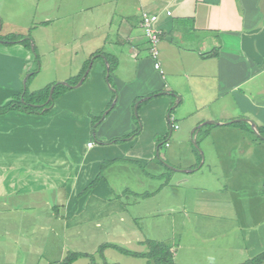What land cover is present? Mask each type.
Returning <instances> with one entry per match:
<instances>
[{"label": "crops", "instance_id": "crops-1", "mask_svg": "<svg viewBox=\"0 0 264 264\" xmlns=\"http://www.w3.org/2000/svg\"><path fill=\"white\" fill-rule=\"evenodd\" d=\"M38 2L40 54L47 44L61 47L70 26L81 61L49 112L0 113V264H60L68 251L84 252L72 246L92 240L102 221L119 232L127 204L108 181L83 192L104 160L175 166L188 173L171 190L177 207L193 210L185 196L196 191L201 207L215 209L214 218L194 220L201 231L213 225L198 235L206 249L178 257L171 247L178 264H241L264 251V219L254 221L264 210V0ZM142 11L157 15L162 72ZM32 50L20 38L0 39V106L34 85ZM203 155L221 168L197 176L193 190L186 177ZM226 204L251 225L223 217Z\"/></svg>", "mask_w": 264, "mask_h": 264}, {"label": "rangeland", "instance_id": "rangeland-1", "mask_svg": "<svg viewBox=\"0 0 264 264\" xmlns=\"http://www.w3.org/2000/svg\"><path fill=\"white\" fill-rule=\"evenodd\" d=\"M38 4V0H0V39L5 38V40H11L12 37L17 38L18 36L28 38L30 41V48L31 45H33L32 53L37 55L39 59L38 67L34 68V73L32 74L31 72L32 75L30 74L31 79L35 78L33 81L34 85H28V91L41 89L51 83V86L58 84L69 85L68 82L72 81L71 76L74 75L76 68L75 63L77 64L81 61V56L75 53L76 43L71 39L70 26L68 29L64 26L62 32L59 34L58 41L61 43V47L47 44L45 45L47 51H45V57L40 54V43H38V39L40 36L44 37V34L41 35L38 33L39 24L43 19L42 16L38 14ZM61 54H64V56H61ZM74 55L77 56L74 57ZM59 57H61V65L56 62V58ZM92 61L93 59L91 57L89 63H87L85 74L88 69L91 68L90 64ZM83 76H81L79 80ZM61 81L63 83H61ZM62 92L63 90H61L60 94ZM49 110L50 108H48L47 111L49 112ZM94 123L95 121L93 120L92 126H94ZM120 141H122V139H120ZM90 142L95 143L93 140ZM191 142L200 152L201 150L197 141V145L194 144L195 139H191ZM163 152L164 148L162 147L160 153L162 154ZM203 161L204 155L197 165L198 168L195 167L197 169L189 173L193 175H191V177H186L188 179L186 183L193 185L191 186L194 187L193 190L196 189V185L198 184L196 180L197 176L203 174L205 178L210 179L211 176L209 172L216 173L221 168L219 163L210 165L208 160H206L205 163H203ZM144 163L145 162H138L136 160H132V162L124 160L115 162L112 160H104L103 163L101 162L100 172L98 173L102 174L103 178L106 179L113 188L112 191L118 194L119 198L127 204V213L122 221L117 224V229L120 233L118 231H113L111 229L113 226L109 225L108 222L102 221V226L98 231L93 233L92 240L76 241L72 247L82 249V251H84L83 253L90 254V257H79L76 264H89L90 260H92L94 264H103L104 261L117 264H155L151 260L125 255L115 249L103 250L101 254L98 252V247L105 242H113L112 244H116L128 250L144 252L147 250L146 240H158L173 247L178 257L181 256V252L186 253L182 255L185 257L189 254L198 255L200 250L206 249L208 241H202L199 237H201V234L213 232L212 229L207 230L212 228L213 225L201 231V228L204 227L205 229V226L195 225L194 220L214 218L217 216L215 209L213 207H201L199 205L200 201L197 200V198L201 196L196 194V191H191L189 196H185L186 200L189 197V206L193 207V210L184 211L182 208L177 207L176 203L173 202V198L170 199L171 190L177 186V180L175 179L185 177L188 173L171 171L172 169L163 167L159 161L156 162V167L154 164L155 162L141 165ZM163 163L168 165V163L164 161ZM241 163H239V166H241ZM173 174H175V176H173L171 180ZM206 201H212V198H208ZM226 206V209L220 211L223 217L228 218L233 215L234 217H238L239 221L245 222V217L242 216L243 214L241 213L244 211L243 209H241L240 212L236 211L234 207L229 204H226ZM171 207L176 208L171 209ZM263 211L264 210L260 209V215L258 211L256 216L259 217L254 219L255 222L264 219V217H261ZM173 218H184L187 221L184 224L175 225L172 223ZM245 223L251 225L252 220ZM25 226L24 224L23 231L25 230ZM33 226H35V224H32V227ZM226 229L227 233H230L229 226H227ZM195 236L198 237L200 241ZM226 236L229 237L227 234ZM177 245H179V247ZM68 252H74V250ZM174 262L178 264L177 261ZM195 264H197V261Z\"/></svg>", "mask_w": 264, "mask_h": 264}, {"label": "trees", "instance_id": "trees-1", "mask_svg": "<svg viewBox=\"0 0 264 264\" xmlns=\"http://www.w3.org/2000/svg\"><path fill=\"white\" fill-rule=\"evenodd\" d=\"M18 38L22 39L23 42L29 45L30 43L29 39L24 38V36H18L17 38L12 37V39L14 40ZM35 59L37 60V64H39L36 55H35ZM86 67L84 69H86ZM33 73L34 71L32 72V74ZM51 85L52 83L44 86L43 88L37 91H28L27 87L23 88L21 90L20 95L18 96V100L11 101L7 105L0 106V113L6 112L8 110H19L27 113H41V114L46 112L48 108L52 106L54 100L60 94L61 90H64L67 87L66 85L63 84L55 85L52 93V98L50 101L46 103ZM102 177H103L102 174L98 173L97 176L84 188L83 192L93 188ZM146 245H147V250L141 252V251L128 250L116 244L105 242L99 245L98 252L102 254L104 249L113 248L122 254L130 255L132 257H137V258H145L147 260L153 261L155 264H175L174 254L169 245L158 240H146ZM80 256L90 257V254L83 252H68L66 256L60 261V264H72ZM90 262L91 264H94L92 260H90ZM103 264H117V263H108L104 261ZM241 264H264V251H262L261 253L257 254L256 256L250 259H247Z\"/></svg>", "mask_w": 264, "mask_h": 264}, {"label": "built area", "instance_id": "built-area-1", "mask_svg": "<svg viewBox=\"0 0 264 264\" xmlns=\"http://www.w3.org/2000/svg\"><path fill=\"white\" fill-rule=\"evenodd\" d=\"M140 25L144 29L145 37L149 45V51L151 58L153 59V66L155 69L162 72L161 64L158 60V45L160 42V30L157 26V15L142 11ZM173 120V117H169V121ZM92 143L89 142V145Z\"/></svg>", "mask_w": 264, "mask_h": 264}, {"label": "water", "instance_id": "water-1", "mask_svg": "<svg viewBox=\"0 0 264 264\" xmlns=\"http://www.w3.org/2000/svg\"><path fill=\"white\" fill-rule=\"evenodd\" d=\"M82 80H83V77L80 79L78 84H80L82 82ZM61 83H63V82H61ZM54 87H55V85L51 86L50 91H49V95H48V99H47L46 103L51 100ZM244 120L249 122L251 124L252 128L255 130V125H254V123L252 121H250L249 119H244ZM168 167L171 168V169H175V168H173L171 166H168Z\"/></svg>", "mask_w": 264, "mask_h": 264}]
</instances>
